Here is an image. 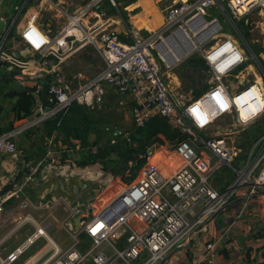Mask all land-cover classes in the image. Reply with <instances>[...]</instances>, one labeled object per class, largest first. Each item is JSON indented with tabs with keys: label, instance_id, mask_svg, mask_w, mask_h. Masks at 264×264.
<instances>
[{
	"label": "built area",
	"instance_id": "1",
	"mask_svg": "<svg viewBox=\"0 0 264 264\" xmlns=\"http://www.w3.org/2000/svg\"><path fill=\"white\" fill-rule=\"evenodd\" d=\"M37 1L17 0L13 16L0 27V66L8 63L16 80L41 95L36 116L0 134L1 155L19 162L25 149L18 139L65 112L73 102L95 111L106 108L107 87L131 104L136 126L160 115L186 138L176 141V153L168 154L165 164L153 157V151L148 152L147 163L136 179L113 180L116 194L108 201L95 207H71L61 222L74 239L68 248L59 246L47 226L38 225L24 242L0 257V264H15L41 237L53 244L42 254L50 255L41 264H172L171 258L178 260L173 264H225L217 253L231 224L224 231L209 233L192 263H188V249L200 247L199 231L215 222L219 213L240 199L248 206L264 194V132L242 151L236 148V131L222 132L216 127L219 120L231 119V124L244 128L264 117V53L255 52L239 25L241 19L264 8V0H182L167 8L165 23L148 35L129 25L121 32L108 26L111 18L105 9L99 10L103 0H88L74 12L64 10L66 21L55 35L39 25L38 12H31L19 29L27 10ZM110 1L117 6L116 0ZM216 13L225 16L232 35L224 34ZM87 45L94 46L104 65L91 78L77 74L75 85L60 63L66 52ZM195 52L205 60L211 82L199 97L181 101L167 79L184 57ZM250 59L253 65H245ZM249 66L256 73L248 70ZM251 72L260 80L243 82ZM117 133L121 131L117 129ZM124 136L133 144L128 131ZM46 141L40 164L45 162L47 167L76 165L81 154L99 150L96 144L84 146L79 141ZM202 148L209 153L200 152ZM214 160H218L215 166ZM226 166L237 173L236 179L227 188L218 189L212 177ZM34 173L31 169L28 181ZM15 184L0 194V228L7 222L6 203L18 197L22 188L14 189ZM56 203H38L24 196L19 207L47 209ZM25 218L34 223L31 216ZM82 234L90 240L89 245L80 239Z\"/></svg>",
	"mask_w": 264,
	"mask_h": 264
},
{
	"label": "crops",
	"instance_id": "2",
	"mask_svg": "<svg viewBox=\"0 0 264 264\" xmlns=\"http://www.w3.org/2000/svg\"><path fill=\"white\" fill-rule=\"evenodd\" d=\"M181 1L182 0H137L124 7V10H126L128 14V18H129L128 23L121 17L120 14H116V15H109V18L111 19L107 25L108 26L112 25V27L119 30L120 32L122 30L125 31L126 26L129 25L131 28H133L136 31H140V32L146 31L147 33H150V32L157 30L165 23V12L167 8ZM16 2L17 0H0V27L4 26L13 16L15 12ZM87 2L88 0H38L36 6H33L32 8H29V10H27L25 19H23L21 23L19 24V29L24 26L26 18H28L31 12H38L40 14L43 11H49L50 13H53V16L60 15V14L64 16L63 15L64 10H67L69 12H74L76 9L80 8L81 6H83V4H86ZM144 2L145 3L147 2L148 4L147 9L144 6ZM145 21L150 22L152 26V30H149L146 27L140 26ZM160 21H161V24L156 29H154L153 26L155 25V23L160 22ZM38 23L46 31L52 32V29L46 28L44 24L41 22V20H38ZM59 32L60 30L57 33ZM63 61L65 60H62V62ZM62 62L60 63L61 68H62V65H61ZM248 70L256 73V70L254 69L253 66H249ZM256 76L260 80V76L258 74ZM7 91L8 90H6L5 92ZM113 91L107 92L106 99L108 103L109 102L111 103L112 101L116 102L115 98L112 97ZM113 93L116 94V92H113ZM1 97L4 98V96H1ZM12 101H15V100H12ZM119 105L121 106L123 110H125V112H127L128 116L131 118L130 111L127 107L128 103L125 101L123 97L119 98ZM114 106L118 108V104ZM263 120H264V117L262 118V121ZM0 126H5V124L0 122ZM37 127L31 128L33 129V131H29L30 129L27 130L24 133V135H22L18 139V145L25 149V155L19 162L18 161L13 162L11 158L0 154V191L3 190L5 186L16 181L15 177L17 176L18 173H20L25 168V166H30L31 163H33L34 165L35 159L31 158L28 161L26 156L27 154H31L35 151V148L31 144L35 143L37 140H40L41 135L44 133L43 126L40 125ZM35 129H40V131L39 132L34 131ZM93 135L94 134L91 135V139ZM49 138H54L56 143H58L60 139L63 141L62 136L57 131H55V133L49 136L48 135L45 136L46 140ZM175 143L176 142L170 143L169 141H165V143L160 145L159 148L156 146V148L153 150L154 152L153 157L154 158L156 157V159H159L160 162L165 164L167 162L165 158L168 157V154L171 156H174V154L176 153L174 150V146H173ZM40 162L37 165L38 166L37 174L28 182L30 171L29 169L26 170L25 172L26 175L22 177L23 179L22 183L19 186H15L14 189H16L17 187L18 188L22 187L18 193V197L20 196V193L22 191L23 197L29 196L30 198H32L34 202L39 203V202H56L57 201V203L53 207H50L47 209L28 208V209H32L33 212H35L36 214L35 217L28 211V213L25 216L24 215L22 216V214L20 215V218L24 219L20 222L24 223V221H30L29 219H26L25 217L31 216L34 223L33 222H30V223L31 225H34L35 230L37 229L38 225H45L47 226L46 229L49 234L50 230L54 228L53 226L55 225L56 219H58V217H56L54 213L55 211H52L55 206H64L65 210L68 211V209L70 210L71 207L85 208V207H88L89 205H93L95 207V206L102 204L103 202H106L107 196L104 197V195L107 193L106 188L103 187L100 193H94L93 190L92 192H89L90 189H88V184L92 183L91 185H94V183H96L94 182V179H93L94 172H90L87 170L90 164H86L85 168L74 165L73 168H71V170L66 169V170L61 171L60 168H65L66 165L62 167H57V166L47 167L46 169L41 170V168H39ZM104 173L105 175L107 174V172L101 169L100 172H98L99 178L101 179L104 178L105 177ZM103 175L104 177H102ZM14 178L15 180H12ZM86 179H89V180H86ZM110 182L113 185V182H114L113 179ZM25 185H30L31 188L25 191V187H26ZM113 191L115 192V189H113ZM88 193L89 194L91 193V195H88ZM87 195H88V198L85 199L87 200L85 201L83 198H85V196ZM18 197H14V199L12 198L13 200L10 199L6 203V212H7V207L14 204L13 201L15 200L16 202V198ZM17 204L11 208V212L9 216L7 217L4 216V218H7V222H8V219L13 216V211L16 210L17 208H20L19 201ZM198 210L199 208L196 207L194 212L196 213L198 212ZM219 216H223L224 220H226V223L224 226L221 224ZM62 220L60 221V223L62 222ZM260 220H263L262 223ZM57 221H59V219ZM6 223L4 224L2 228H0V231L4 230ZM229 224H231L229 231L225 236L224 242L222 243V247L219 249L217 253L219 260H221L225 264L226 263L239 264L243 261H251L252 264H257L258 262H260L262 260L261 253L264 248L263 247L264 238L259 236L258 232L260 230V227L264 226V194L257 195L255 198L251 200L250 203H248V206L246 205L244 199H240L237 204L229 207V209L226 212L219 213L216 216L215 222L207 223L198 233L197 246H200V247L194 248V250H192L191 247L188 249V254L191 257L188 263H192L195 257H198V253L203 248L206 238L209 235V233L216 234L219 231H224V229H226ZM18 227L19 225H16L15 227L11 229L9 228L5 233L2 234V236L0 235V246L6 243V241H8V243H11L10 239L12 238L14 240L16 239V236L13 234L18 229ZM29 235L27 234V237ZM40 239H44V238L41 237ZM23 240L21 242L19 241L20 243L18 242L15 243V245L17 244L16 247L19 246L22 242H24ZM16 247H14L13 249H10L7 252L6 256L11 251H13ZM47 249L48 248H46V250ZM37 252H39V249H37L36 254ZM177 261L178 260L176 258L175 259L171 258L169 262L173 264V263H176Z\"/></svg>",
	"mask_w": 264,
	"mask_h": 264
},
{
	"label": "trees",
	"instance_id": "3",
	"mask_svg": "<svg viewBox=\"0 0 264 264\" xmlns=\"http://www.w3.org/2000/svg\"><path fill=\"white\" fill-rule=\"evenodd\" d=\"M135 1L137 0H116L117 6H114L110 0H103L99 10L105 9L107 16L120 14L128 23L129 18L124 7ZM239 25L245 36L250 38V27L246 24L245 19H241ZM253 47L257 54L262 51L258 46L254 45ZM8 67L9 64L5 62L0 66V96L15 100L11 105L14 119L8 124H5V126H0V134L13 129L20 122H25L28 116L34 113L37 104V100L33 94L28 93L25 90H18L15 87L16 72ZM207 69L208 66L206 65L205 60L196 55L194 58H190L184 67L177 69L176 73H178L177 75L181 81L188 78L190 83L187 84V88H189L194 87L196 80L203 78L201 71H206ZM207 88L208 85L206 84L202 89L194 87V97H199ZM6 90L8 91L5 92ZM41 126L44 127V133L41 135L40 140L31 144L35 148V151L31 154H27L26 158L28 161L31 158L35 159L34 164L41 161L46 152L45 136H49L57 131L62 136L65 143L79 141L84 146L91 144L99 146V150L96 153H84L79 160L80 164H100L104 170H109L112 168L110 167V164L114 162L111 157L117 156V159L122 162L123 171L116 172V174H121L120 176H122L125 182L134 180L139 176L141 168L147 163L146 155L148 154L150 147L154 145L160 146L164 144L165 141L174 143L177 140L186 138V135L182 134L178 128L172 126L168 119L160 115H153L143 126H136L132 123L126 130L129 132L130 138L133 142V144H130L124 136L125 130L117 128L121 131V134H118L117 130H115L116 127L112 128V123L109 121V117L101 113V110H91L78 102H73L61 116L59 121H55V118H51L41 124ZM258 128L259 129L254 132H251L249 128L244 130L243 135L248 140L246 141L247 144H252L264 132V124L263 127L258 126ZM112 130L115 132L112 133ZM29 131H33V129H30ZM34 131L39 132L40 129H35ZM92 134L95 135L94 139H91ZM112 139H116V142L112 143ZM131 162H133L132 165H130ZM129 165L132 166V168H128ZM128 169L129 173L126 176ZM25 172L26 168L18 173L15 177L16 181L5 186L3 190L0 191V194L13 189V185L17 183V180L26 175ZM113 180L115 183L119 182L115 176ZM258 233L259 236L264 238V226L260 228ZM83 239L85 244H90V240H88L86 236L83 237ZM261 255L262 260L257 264H264V248ZM239 264H252V262L243 261Z\"/></svg>",
	"mask_w": 264,
	"mask_h": 264
},
{
	"label": "rangeland",
	"instance_id": "4",
	"mask_svg": "<svg viewBox=\"0 0 264 264\" xmlns=\"http://www.w3.org/2000/svg\"><path fill=\"white\" fill-rule=\"evenodd\" d=\"M85 5V4H83ZM215 15H217L221 21V23L224 25V34L226 35H232V27L228 24L225 16L221 13H216ZM245 22L246 24L250 27V33H251V37L248 38V41L251 42V44L254 46H258L262 49V52L264 53V8H258L255 11H253L251 14H249L248 16H246L245 18ZM38 20H41V22L44 24V26L46 28H50L52 29V33L55 35L57 34V32L59 30H61L64 21L66 20V18L64 16H62V14L60 15H56L53 16V13H50L49 11H43L39 14L38 16ZM161 24L160 22L155 23V25L153 26L154 29H156L159 25ZM40 25V24H39ZM41 26V25H40ZM141 34L144 35H148L149 33H147L146 31L140 32ZM198 56L199 53L195 52L189 56H186L182 59V61L180 63H178L176 65V67L174 69H172L170 71V77L167 79L173 89V92L175 93V95L181 100V101H187L190 98H192L194 96V87L202 89V87L206 84V85H210L211 79L208 75L207 71L202 70L201 73L203 74V78L200 80H196L194 83V87H189L187 88V84L190 83V81L188 80V78H185L184 81H181V79L178 77V73L177 69H179L180 67H184L186 62L190 59V58H194L195 56ZM200 56V55H199ZM201 57V56H200ZM65 61L62 62V69L66 72V74L71 78V80L75 83V85H78V80L75 79V76L79 73L83 74L86 78H91L93 77L98 71H100L104 65L102 59L99 57V55L97 54L96 49L94 48V46L92 45H87L84 48L77 50V51H69L65 53L64 56ZM254 61L252 59L248 60L245 65H253ZM246 73V72H245ZM198 75V74H197ZM196 75V76H197ZM242 78V77H241ZM253 79H258L257 76L254 73H250V74H246V78L243 80V82H248V81H252ZM259 80V79H258ZM108 91H113L112 89H110V87H107ZM114 92V91H113ZM113 98H115V101H112L111 103L107 101L106 104V108L104 107L103 109H101V113L107 115L109 117V121L112 123V128L116 127L115 130H117V128H119L120 130H127L131 124L133 123L131 118L128 116L127 112H125V110H123L121 108V106L119 105V98L121 97L118 93H113ZM126 97H129V95H126ZM0 122L3 124H8L10 121L13 120L14 115L12 113L11 110V105H12V100L8 99V98H3L0 96ZM118 104V108L115 107L114 105ZM130 113L132 110V106L130 103H128L127 105ZM100 111V110H99ZM105 111V112H104ZM261 120V121H260ZM233 121L231 119H224V120H219V122L216 124V127L219 131L222 132H232V131H236L235 136H236V148L237 149H241L242 151L248 150L250 144H247L246 141H248L246 139V137H244L243 132L246 129H250L251 132H254L256 130H258V126L263 127L264 124V120L262 121V118H260L259 120H257L256 122L249 124L247 126H245L244 128L237 126V125H233L231 124ZM113 131V130H112ZM110 131V132H112ZM115 131H113L112 133H114ZM24 135V134H23ZM95 136L93 135L92 139H94ZM158 148L160 147L159 145L157 146ZM200 152H205V153H209L208 150H206L205 148H202L199 150ZM240 155H242V152H240ZM81 156H83V154H81ZM218 163V160H214V164L213 166H215ZM133 162L130 163V165H132ZM38 165L31 163L30 166H25L26 170L29 169V171L34 170L35 173L33 175V177L37 174L38 172V168H36ZM66 164H62V165H57V167H62L65 166ZM77 166H81V167H86V164H80L79 161L76 162ZM128 166V168H132V166ZM238 166H241L240 164H237ZM48 164H46L45 162L39 165V168H44L47 167ZM74 164H68L66 165L65 168H60V170H71V168H73ZM112 167V168H110ZM110 169L109 170H104L100 164H90L89 168L87 169L90 172H94V185L88 184V189H90L89 192H92V190L94 191V193H100V191L104 188L107 189V193L104 195L107 196L106 197V201H108L110 199V197L114 196L116 193L113 191V189H115V185H112L110 181H112V179L114 178V176L119 180V182H125V180H123V178L116 174V172H122V162L118 159H114V162H112L110 164ZM24 168V169H25ZM23 169V170H24ZM103 170L105 172H107V174L102 176L104 178H99V174L98 172H100V170ZM129 173V169L126 172V176ZM237 173L230 169L229 167H223L220 171H218L217 173H215L212 177V180L214 181L215 186L220 189V188H227L228 183L230 184L231 182H233L236 179ZM87 177V176H86ZM89 180V179H86ZM23 179H18L16 185L19 186L22 183ZM29 182V181H28ZM123 184V183H121ZM25 191L28 190L30 187V185H25ZM87 187V186H86ZM18 188V187H17ZM110 188V189H109ZM24 190V189H23ZM83 190V189H82ZM88 195H91V193ZM88 195L85 196V198H83L84 200L88 198ZM23 198V192L21 191L20 196L18 198H16V202L15 200L13 201L14 204H12L11 206L7 207V212L4 214V216H9L10 212H11V208L13 206H15L18 201L20 203V201ZM87 201V200H85ZM18 205V204H17ZM257 205V204H255ZM31 208V207H29ZM28 211L35 217V212H33L32 209H22V208H17L16 210L13 211V216L10 217L8 219V222L6 223L4 230L0 231V235L2 236L3 233H5L9 228H13L16 225H19L18 229L14 232L13 235L16 236V239L14 240L13 238L10 239L11 243H8V241H6V243H4L2 246H0V256L1 257H6L7 252L10 249H13L14 247H16L15 243H20L23 239H25L27 237V234H31L34 232L35 228L34 225H31V221H24V223L20 222L24 219L20 218V215L22 214V216L26 215L28 213ZM52 211H55V215L56 217H58L59 221H57L58 219H56L55 221V225L53 226L54 228L52 230H50L49 234L51 235V237L59 244V246H61L62 248H67L70 245L73 244L74 239L72 238V236L61 227V223L60 221L69 214L70 210L68 209L65 210L64 206H55L54 209ZM250 218V217H249ZM87 219V218H86ZM219 219L221 221V224L224 226L226 223V220H224L223 216H219ZM261 223L263 220H260ZM22 223V224H21ZM21 224V225H20ZM261 228V227H260ZM72 231L74 230L73 228L71 229ZM17 234V235H16ZM12 235V236H13ZM86 236V235H85ZM84 234H82L80 236V239L84 241L83 237H85ZM20 241V242H19ZM24 241V240H23ZM53 244L50 243L47 239H39L38 241H36L35 244H33L28 251L25 253V255H23L19 261H17L15 264H41L50 254H46V255H42L44 252H46V248H50L52 247ZM37 249H39V252L36 251ZM40 254V255H39ZM42 257L35 263V261L37 260V258L39 256ZM32 257V258H31ZM86 264H93L92 262L86 263Z\"/></svg>",
	"mask_w": 264,
	"mask_h": 264
},
{
	"label": "water",
	"instance_id": "5",
	"mask_svg": "<svg viewBox=\"0 0 264 264\" xmlns=\"http://www.w3.org/2000/svg\"><path fill=\"white\" fill-rule=\"evenodd\" d=\"M15 87L18 89V90H25L27 91L28 93H31L34 95V97L36 98L37 100V105H40L41 104V95L36 93V92H33L30 88H27L23 83H21L20 81H16L15 82ZM38 113V109L34 111V113L30 116H28L27 119H32L34 116H36V114ZM64 114V112H61L60 115H58L57 117H55V121H59L60 120V117ZM154 147H152L150 150H148L149 153H151L153 151ZM118 157L117 156H114V157H111L112 160L114 159H117ZM82 215H79L77 217V222L80 223V219H81Z\"/></svg>",
	"mask_w": 264,
	"mask_h": 264
},
{
	"label": "bare ground",
	"instance_id": "6",
	"mask_svg": "<svg viewBox=\"0 0 264 264\" xmlns=\"http://www.w3.org/2000/svg\"><path fill=\"white\" fill-rule=\"evenodd\" d=\"M144 6L146 7V9H147V7H148V4H147V2L145 3L144 2ZM148 15V14H147ZM141 27H146V28H148L149 30H152V26H151V24H150V22L149 21H145L144 23H142L141 25H140ZM79 36H82V34L81 33H79ZM181 56H182V54H181ZM36 262V261H35Z\"/></svg>",
	"mask_w": 264,
	"mask_h": 264
}]
</instances>
